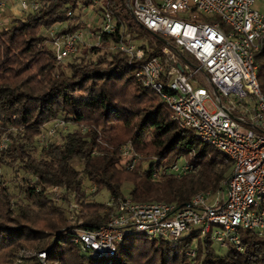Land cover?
Masks as SVG:
<instances>
[{
  "label": "trees",
  "instance_id": "1",
  "mask_svg": "<svg viewBox=\"0 0 264 264\" xmlns=\"http://www.w3.org/2000/svg\"><path fill=\"white\" fill-rule=\"evenodd\" d=\"M37 1V9L15 17L11 28L1 27L0 34L8 29L13 35H28L23 41L18 39L17 46L27 42L25 48L31 49V41L39 38V27L80 17L75 9L92 3ZM104 6L98 4L95 11L101 13ZM106 6L112 12L115 30L107 33L99 32L98 26L93 28L99 42L89 46L95 53L89 62L83 57L80 61L68 60V71L61 69L58 75L50 73L52 64L46 70L40 68L38 85L32 82V76L0 81V122L14 124L18 129L12 131V140L0 150L7 180L6 186L0 184V250L7 248L13 256L20 248L35 243L31 246L45 248L46 264H264V232L250 229L239 230L241 249L229 245L224 252H216L209 235L201 236L196 230L177 240L132 233L117 244L116 252L109 257L93 256L72 241L76 223H67L63 209L54 205L45 192L47 186L63 185L71 191L82 207L88 208L82 211L78 225L94 227L107 217L104 201L95 198L102 187L110 195H123L121 183L129 180L132 186L128 195L135 200H163L182 206L197 191L222 189L231 167L222 150L202 141L192 128H182L170 117L169 107L157 92L136 79L135 66L125 52L109 48L121 36L130 34L135 41L141 39L137 42L143 48L139 61L152 56L163 58L162 39L133 18L124 0H109ZM72 19L62 30L85 26L82 18ZM46 53L55 59L53 51L46 49ZM254 61L264 94V40L254 53ZM128 87L138 99L127 96ZM57 117L76 126L66 130L60 141H50L37 149L36 135L45 122ZM84 122L89 129L82 132L78 125ZM115 122L131 128V144L146 154L125 175L117 168L122 157L120 142L112 143L107 135ZM180 156L193 167L176 175L172 166ZM27 170L34 178L25 175ZM91 185L95 187L92 191ZM11 201L14 207L10 206ZM192 243L196 250L194 260L185 256V249ZM24 259L31 261L34 257ZM2 263L14 264L13 260Z\"/></svg>",
  "mask_w": 264,
  "mask_h": 264
},
{
  "label": "built area",
  "instance_id": "2",
  "mask_svg": "<svg viewBox=\"0 0 264 264\" xmlns=\"http://www.w3.org/2000/svg\"><path fill=\"white\" fill-rule=\"evenodd\" d=\"M7 0H0V23ZM109 0H92L99 32H113ZM133 18L162 38L161 56L139 61L143 48L130 34L109 48L123 51L135 66V77L157 92L180 127H189L202 141L222 150L231 161L224 187L200 190L182 206L163 200H135L110 195L104 201L106 220L94 227L78 225L80 205L65 207L72 241L93 256L109 257L117 244L132 233L177 240L196 230L219 245L242 248L240 229L264 232V94L254 53L264 40V13L255 0H124ZM23 10H35L37 0H19ZM214 16L215 18L209 19ZM59 32V33H58ZM57 60L76 50L83 32L50 31ZM96 43L99 42L97 37ZM188 53L189 55H187ZM64 123L55 121L54 124ZM130 150L125 146L124 152ZM130 167L133 162L128 161ZM193 165L185 160L172 171L181 175ZM53 185L52 199L65 202L64 187ZM94 190V187H91ZM226 190V197L224 196ZM46 256V250L38 252Z\"/></svg>",
  "mask_w": 264,
  "mask_h": 264
},
{
  "label": "rangeland",
  "instance_id": "3",
  "mask_svg": "<svg viewBox=\"0 0 264 264\" xmlns=\"http://www.w3.org/2000/svg\"><path fill=\"white\" fill-rule=\"evenodd\" d=\"M8 6L3 11V21L0 23L1 27H8L11 28L12 23L14 22L15 17H24L29 12L33 11L32 9H26L23 10L20 7L19 0H7ZM255 5L260 8V10L264 13V0H255ZM74 13H78L80 17H69L73 21L79 20V18L84 21L85 26L79 27L78 29L83 32L82 38L78 41L76 45V50L73 51L70 55L66 56L65 58L61 60H57L51 58L47 53L46 49H49L53 51L52 48V39L50 35L51 29H54L56 31H60L68 26L70 23V19H65L63 21L54 22L49 26L46 27H39L37 29L38 33V39L31 41V49L25 48L29 45L27 42H22L21 46H17L18 39L23 38L26 39L28 35H18L16 33L15 35L12 34L11 30H6L5 34H0V81H12L14 79H21L26 76H32V82L35 85L40 84L41 81V73L39 74L40 68L42 70L47 69V65L50 66L52 64V68L50 70V73L52 75H58L60 70H66L68 71V60L77 59L80 61L83 57V59L87 62H89L90 57H95V53L91 51L89 48L92 44H98L96 43V36L92 32L93 28L98 25L99 17L97 12L95 11L94 6L90 3L88 5H84L83 7H80L79 9H75ZM64 31V30H62ZM11 33V34H10ZM59 33V32H58ZM13 35L12 38L10 36ZM136 42H141V39H136ZM54 53V51H53ZM55 55V54H54ZM48 63V64H47ZM46 65V66H45ZM133 89L131 87L126 88L127 96H129L131 99H138V97L133 95ZM55 121H64V123H58L54 124ZM85 124H79L78 128L82 132H85L89 129V125ZM74 125V124H73ZM72 123H69L66 118L63 117H57L50 122H45L41 128V131L36 135V143L38 144V148L35 147V149H39L41 146H47L50 141H60L61 135L66 131L72 128ZM76 126V125H74ZM111 129L107 131L108 137L111 139L112 143H119V149L121 151L122 157L119 160L117 164V168L119 171L123 172L124 175L131 172V169L133 168L134 164L142 158L144 159L146 157V154L143 150L135 149L133 145L131 144L129 138L131 134V128L129 126H125L121 124V122H115ZM59 129V130H58ZM17 126L14 124H4L0 122V150L4 148V146L9 143L11 139V133L12 131H16ZM130 145L129 152L125 153L124 148L125 146ZM95 153L96 151L93 150ZM128 161L133 162V166L130 167L128 165ZM185 161V158L183 156H180L178 158L177 164L180 165ZM144 164L147 163L146 160L143 161ZM5 171V167L0 162V184L1 186H6L7 180L3 176V173ZM6 172V171H5ZM25 175L32 176L34 178V175L30 171H25ZM57 185V184H53ZM53 185L47 186L45 188V192L49 193L48 191L51 189ZM61 187H64L63 185H58ZM94 187V185L89 186V190H91V187ZM132 186V182L129 180H124L121 183L120 189L122 194L127 195L129 194V190ZM60 187V188H61ZM95 188V187H94ZM18 189V188H17ZM65 189V188H64ZM92 191V190H91ZM24 192L22 191L20 196L23 195ZM226 190H224V196L226 197ZM61 196L63 197V200L65 202L62 203L61 200L52 199V202L54 205L60 207L63 209V212L66 216L67 209L65 208L68 203L77 201L75 199V195L68 191L67 189L64 190V192H61ZM110 194L107 188L102 187L97 191L95 194V198L99 201H106L109 198ZM14 201V200H13ZM11 201L10 206L14 207V202ZM78 202V201H77ZM79 203V202H78ZM81 212L79 213V219H82L81 213L88 211V208L82 207V205L79 203ZM67 223H71L70 220L66 217ZM40 224V222L38 223ZM35 243H32L31 245H34ZM25 246L20 248L16 253L17 255L11 256L9 251H7V248H4L0 250V264H3L2 262L11 261L13 260L14 264H46V256H39L38 252L45 250V248L37 249L34 246ZM194 245H192L185 249V256L188 259L194 260L196 257V250L194 249ZM213 246L216 252H224L226 251V247L219 245L217 242L213 241ZM229 246V245H227ZM236 248V247H235ZM12 257V258H11ZM27 257H34L33 260H25L24 258Z\"/></svg>",
  "mask_w": 264,
  "mask_h": 264
},
{
  "label": "water",
  "instance_id": "4",
  "mask_svg": "<svg viewBox=\"0 0 264 264\" xmlns=\"http://www.w3.org/2000/svg\"><path fill=\"white\" fill-rule=\"evenodd\" d=\"M162 39V38H161Z\"/></svg>",
  "mask_w": 264,
  "mask_h": 264
}]
</instances>
